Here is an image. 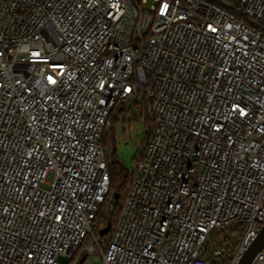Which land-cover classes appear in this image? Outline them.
Listing matches in <instances>:
<instances>
[{
    "label": "built area",
    "instance_id": "1",
    "mask_svg": "<svg viewBox=\"0 0 264 264\" xmlns=\"http://www.w3.org/2000/svg\"><path fill=\"white\" fill-rule=\"evenodd\" d=\"M146 2L0 0V264H236L261 232L264 0ZM131 95L153 129L97 234Z\"/></svg>",
    "mask_w": 264,
    "mask_h": 264
},
{
    "label": "rangeland",
    "instance_id": "2",
    "mask_svg": "<svg viewBox=\"0 0 264 264\" xmlns=\"http://www.w3.org/2000/svg\"><path fill=\"white\" fill-rule=\"evenodd\" d=\"M155 3L156 0H147L145 8L150 9ZM123 107L118 116H113L112 125L106 132L103 143L111 147L116 142V153L114 156L131 173L134 160L144 147L152 124L150 118L145 117L146 107L143 106L142 99L137 95L129 96L124 101ZM110 147H107L108 152L111 150ZM93 229L95 233L99 234L102 228L95 221ZM225 236L237 237V235L231 233H215L209 241L210 245L215 246L213 245L214 243L218 244V242L224 241ZM105 244L103 242V246ZM83 264H97V262L93 257H87Z\"/></svg>",
    "mask_w": 264,
    "mask_h": 264
},
{
    "label": "trees",
    "instance_id": "3",
    "mask_svg": "<svg viewBox=\"0 0 264 264\" xmlns=\"http://www.w3.org/2000/svg\"><path fill=\"white\" fill-rule=\"evenodd\" d=\"M144 107L146 105L143 104ZM123 105L120 106L114 115V117L118 116V113L122 111ZM152 126L149 130V135L153 129V122L151 121ZM149 137V136H148ZM116 142L111 147L109 145H105L110 147V152L107 151L109 157V168L111 172V189L110 193L107 197L106 202L102 205L101 210L97 215V223L101 228H105L108 225L114 226L115 221L119 215L120 208L122 205V201L125 197L129 182L131 180V173L121 164V162L115 158L114 154L116 153ZM231 233V232H225ZM232 234V233H231ZM234 234V233H233ZM226 246L229 248L235 247L239 243V237H230L225 236Z\"/></svg>",
    "mask_w": 264,
    "mask_h": 264
},
{
    "label": "water",
    "instance_id": "4",
    "mask_svg": "<svg viewBox=\"0 0 264 264\" xmlns=\"http://www.w3.org/2000/svg\"><path fill=\"white\" fill-rule=\"evenodd\" d=\"M111 229V225L103 228L101 234L107 233ZM264 247V226L259 233L257 239L248 247L242 258L236 264H250L256 254L261 251ZM87 256L85 255L77 264H83Z\"/></svg>",
    "mask_w": 264,
    "mask_h": 264
},
{
    "label": "snow or ice",
    "instance_id": "5",
    "mask_svg": "<svg viewBox=\"0 0 264 264\" xmlns=\"http://www.w3.org/2000/svg\"><path fill=\"white\" fill-rule=\"evenodd\" d=\"M49 79H51V78H49ZM54 82V81H53Z\"/></svg>",
    "mask_w": 264,
    "mask_h": 264
}]
</instances>
